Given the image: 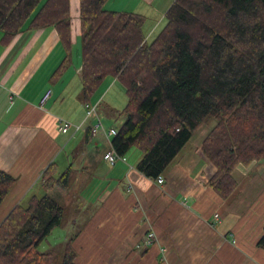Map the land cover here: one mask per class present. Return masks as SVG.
Here are the masks:
<instances>
[{"label": "trees", "instance_id": "16d2710c", "mask_svg": "<svg viewBox=\"0 0 264 264\" xmlns=\"http://www.w3.org/2000/svg\"><path fill=\"white\" fill-rule=\"evenodd\" d=\"M108 1L79 0V101L91 104L106 78L121 83L128 102L110 145L124 158L140 151L135 169L152 181L213 121L202 152L216 168L210 186L227 199L237 187L235 167L264 162V0H175L151 43L144 16L107 10ZM25 26L56 30L66 52L53 75L59 78L69 66L70 0H0L4 38ZM69 181V168L56 174L50 165L42 174L45 187L67 190ZM15 183L0 170V206ZM63 222V206L48 194L17 204L0 222V264H54V251L38 247ZM76 237L57 264H78ZM257 246L264 249V226Z\"/></svg>", "mask_w": 264, "mask_h": 264}, {"label": "crops", "instance_id": "0c3cea01", "mask_svg": "<svg viewBox=\"0 0 264 264\" xmlns=\"http://www.w3.org/2000/svg\"><path fill=\"white\" fill-rule=\"evenodd\" d=\"M163 6L164 0H114L108 10L143 16L150 8ZM165 14L155 22L144 15L147 43L165 21ZM70 17L69 66L57 79L53 75L66 52L53 27L25 26L9 40L0 31V170L16 179L7 196L12 203L7 204L6 215L42 184L48 166L54 165L56 174L61 173L59 159L64 155L66 163L74 161L67 167L70 176L80 160L75 181L80 184L77 189L87 195L77 201L82 205L90 204L89 198L97 201L92 197L95 190H101L103 200L75 234L78 264H264V249L257 246L264 226V162L237 165L232 171L236 189L227 199L218 196L209 183L216 168L202 152L214 123L196 129L162 175V186L136 171L141 154L132 164L125 156V161H117L105 173L103 156L110 140L101 131L97 140L108 143L103 153L96 142L89 143L98 136L90 133L95 121L85 119V106L78 99L82 84L78 90L71 89L73 82L81 83L79 0H70ZM116 82L106 78L102 84L109 88ZM48 90L51 96L41 107ZM105 115L112 119L120 114ZM60 120L80 128L74 132L71 126L62 134ZM81 133L79 143L72 142ZM93 184L99 186L89 194ZM149 231L155 238L146 246Z\"/></svg>", "mask_w": 264, "mask_h": 264}, {"label": "rangeland", "instance_id": "374dc122", "mask_svg": "<svg viewBox=\"0 0 264 264\" xmlns=\"http://www.w3.org/2000/svg\"><path fill=\"white\" fill-rule=\"evenodd\" d=\"M118 1H121V0H118ZM164 2H165V6H163V8L159 10H157V7L155 9L150 8V13L147 12L148 14H144V13L142 14L148 15L146 17L148 18L149 21H152V22H155L158 17H160V19L161 18L163 19L166 9H168L173 3V2H170V0H164ZM112 3H114V0L111 1V3L109 1L108 5H106L105 8L108 10L109 6H111ZM164 25H165V21H163L162 24H159L157 26L153 36L149 39V43L153 41L155 36L159 33L162 27H164ZM109 79L112 80V78H109ZM71 85H72L71 87L72 90H78L80 88L81 83H79V86H76L77 85L76 82H73ZM104 85L105 83L104 84L101 83V85L99 86V88L97 89V91L95 92L91 100H92L93 105L99 103V106L97 107V114H98L99 119L102 122L103 129L108 130L109 128L118 127L120 123L123 121V116L116 115L115 117L113 116L112 119L110 118L108 119L105 114H121L122 110L125 108L128 102V98L125 93V89L121 85L120 82H116L114 87H111L112 86L111 85L109 86V88L107 87L108 84L105 86ZM106 87L108 88L107 91H105ZM73 93L74 92L71 91V95H73ZM111 109H113L115 112H112ZM90 119H93L95 121L94 117H91ZM106 119L109 122H107ZM212 124H213V121H209L206 126L212 125ZM100 134H101V131L99 130L96 134L98 136L94 138L93 140H91L89 143L93 144L96 142L98 144V149L100 153H103L105 149L107 148L108 143L106 141L104 142V141L97 140L100 138L99 137L101 136ZM69 137H66V138H69ZM81 137H82V133L75 136L72 142H76V144L79 143L78 138H81ZM139 154L141 153L137 149L135 148L131 149L126 155L128 163L132 164L134 162V157L139 156ZM67 158H69V154ZM73 162L74 161L71 158L70 161L68 160V162L66 163V157L62 155L61 158L59 159L61 172L67 169V167H69V163L73 164ZM79 166H80V160H77L73 166L74 169L70 176L69 187L67 191L60 190L57 187L52 188L48 186L42 189V184L41 182H39L37 186H35V188L32 190V192H30V194L26 195L20 200V204L25 205L27 199L32 196L40 197L44 194H48L51 197H53V199H55L60 205L63 206L64 208L63 225L61 227H57L53 229L52 232L46 237L45 240L41 242V244L38 247V250L40 252H47L50 250L54 251V264H57V262H59L61 251H63L64 244L67 242V240L72 238L76 233L79 232V230H81L82 227H84V225L90 218V215H92L93 212L97 208L100 207L103 201L100 196L101 190H95L98 184H93V189L90 190L89 192L90 194L95 190L92 197L94 199H97V201L93 202L92 199L89 198L88 201L90 202V204H86V205L84 204L82 205V201L81 203L77 201V198H79L80 195L83 197L87 195L84 191L82 193L80 190L77 189V187L80 184L76 183L75 181V178H76L75 172L78 170ZM112 167L113 166L109 165L106 161H104V163L102 164V169L105 171V173L108 172V169H111ZM100 187H101V184H100ZM8 198L6 200V203H4L5 205H3L2 207L0 206V222L5 218L6 213L8 211L6 207L7 204L12 203V197H8Z\"/></svg>", "mask_w": 264, "mask_h": 264}, {"label": "built area", "instance_id": "2783aa9c", "mask_svg": "<svg viewBox=\"0 0 264 264\" xmlns=\"http://www.w3.org/2000/svg\"><path fill=\"white\" fill-rule=\"evenodd\" d=\"M51 96V91L48 90L44 96L42 97L41 101H40V105L41 107H43V105L47 102V100L49 99V97ZM91 117L95 118V122L94 124L91 126L90 131L93 134H96L99 130L103 132L105 138L109 141L112 137H114L116 135V129L115 128H109L108 130H104L101 120L98 117L97 114V104H87L85 105V119H89ZM61 122V126L59 128L60 132L62 134H66L69 130V128L72 126L69 122L67 121H63L60 120ZM72 128L74 129V132H77L80 128V126H72ZM110 144V141H109ZM103 160L106 161L109 165L113 166L115 165V163L117 161H125L124 157H120L118 156L115 151L112 149L111 145L109 150L104 154L103 156ZM156 184L158 186H162L164 183V179L162 176L158 177V179L155 181ZM218 215L215 214L214 218L218 220ZM155 235L152 231H149L144 239V243L146 246H150L152 245L153 241H154Z\"/></svg>", "mask_w": 264, "mask_h": 264}]
</instances>
